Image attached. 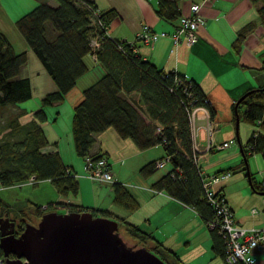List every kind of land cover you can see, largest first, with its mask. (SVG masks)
Wrapping results in <instances>:
<instances>
[{
	"label": "trees",
	"instance_id": "trees-1",
	"mask_svg": "<svg viewBox=\"0 0 264 264\" xmlns=\"http://www.w3.org/2000/svg\"><path fill=\"white\" fill-rule=\"evenodd\" d=\"M55 1V5L40 1L14 22L26 44L56 83L57 89L42 98L41 106L30 122L21 123L20 117L26 112L23 110L7 120L9 131L0 137V185L5 189L15 188L34 177L36 183L51 180L58 193L65 196L80 192L79 174L73 166L64 162L58 150H43L50 144L43 123L48 120L46 108L66 100L78 79L90 70L87 58L94 56L104 68V73L83 90V99L75 105L72 115L75 151L83 158V169L87 157L94 160L103 157L111 169L112 164L104 153L93 152L97 135L110 128L122 139L131 140L140 150L163 145L166 156L143 165L140 174L146 178L153 176L161 168L158 162L167 159L166 163H170L171 168L153 182V188L194 208L210 230L214 252L230 264L226 259V233H222L216 225L217 209L206 193L205 179L211 176L204 172L200 164L190 118L194 107L204 106L209 109L214 121L216 110L211 99L196 80L177 70L159 68L145 58L138 52L136 41L110 36L108 28L118 15L115 9L101 11L93 0ZM180 1L159 0L156 11L162 18L176 24L184 15ZM251 1L257 6L259 20L264 24V0ZM256 26L257 22L252 21L239 31L232 44L237 53ZM136 39L139 41L138 35ZM94 40L99 41L100 45L95 46ZM28 58V51L17 49L0 27V113L8 106H18L32 98L30 78L20 75ZM240 98L232 107L234 121L238 113L240 121L252 125V132L245 143L239 142L240 165L213 175L231 176L232 173L244 172L249 175L252 189L264 195V180L251 170L247 174L252 155L258 153L264 158V85L250 88ZM107 183L112 185L114 203L130 212L140 207V201L114 173L113 181ZM217 196L229 205L221 189L217 190ZM62 203L66 204L69 212L91 211L94 216L116 219L119 221V231L122 226L135 244L147 247L167 264H187L175 250L165 246L153 234L126 218L114 216L107 208ZM54 204L47 203V208H44L42 203L34 202L29 210L41 219L46 212L55 211ZM7 208H10V204L4 205L0 198V214L9 212ZM25 221L26 217L16 220L20 231L24 230ZM211 224H215L214 227ZM2 257L5 255L0 245Z\"/></svg>",
	"mask_w": 264,
	"mask_h": 264
},
{
	"label": "crops",
	"instance_id": "crops-1",
	"mask_svg": "<svg viewBox=\"0 0 264 264\" xmlns=\"http://www.w3.org/2000/svg\"><path fill=\"white\" fill-rule=\"evenodd\" d=\"M40 1L56 3L55 0H28V4L36 6ZM93 1L101 11L115 9L118 12L108 28L110 36L136 41L138 52L145 58L153 61L159 68L177 70L188 78L196 80L211 99L216 110L214 124L218 126V130L214 133V140L216 143L228 141L230 146L222 150L206 151L207 133L204 120L200 119L196 141L201 149L198 154L204 172L212 176L220 170L239 166L241 162L240 145L236 148L230 140L234 129L237 130L232 107L247 90L264 85V24L259 20L257 6L251 0H208L204 2L199 0L198 2H202L201 12L205 22L199 30L197 41L190 44L185 37L178 43L174 42L173 35L176 32L177 23L174 24L159 16L156 11L159 0ZM193 2L195 0L179 2L183 14L191 13ZM0 14L9 18L2 3ZM252 21L257 22V26L247 35L241 51L237 53L232 44L239 31ZM3 22L2 20V30L5 31L6 26ZM8 25L12 28L14 22L9 21ZM145 28L155 33H164V35H160L154 42L137 41L138 33ZM12 32L22 43V48L28 51L29 56L20 75L30 78L32 98L36 96L37 90L40 91L39 98L42 100L48 92L55 91L57 85L44 66L43 68L40 66L43 64L38 63L39 69H34V71L26 70L30 69L31 61L29 60L32 58L30 52L33 50L29 48L18 30H12ZM90 59L96 61L94 56ZM89 71L78 79L77 85L67 94L63 103L46 108L48 120L43 123L50 140V144L43 150L47 152L58 150L64 162L73 166L78 174V170L83 169V158L75 151L72 115L75 105L83 99V90L88 84L94 82L91 76L89 78ZM46 73L50 78H47V86L41 89L37 77L41 74L47 75ZM21 103L18 106H8L1 111V114L5 115L6 111L8 114L6 121L4 120V124L0 126L2 130L0 137L9 131L6 127L8 119L23 110L26 112L21 115L20 121L25 124L34 118L35 111L41 106V103H37L34 107ZM67 105L70 107V114L63 117V110ZM64 120L67 121L66 125L62 122ZM245 125L242 140L240 139L243 143L247 141L253 129L252 125ZM93 152L104 153L108 157L112 164V172L118 180L130 188L140 201V207L131 212L120 207L114 203L113 188L110 183L90 179L83 170H80V194L84 206L107 208L114 216L126 218L137 224L143 230L153 234L165 246L175 250L187 264H227L223 257L214 252L210 230L198 212L166 192L153 188V182L164 173L158 175L156 172L149 178L140 174L139 171L143 165L166 156L163 145L159 144L140 150L131 140L122 139L114 129L110 128L97 135ZM254 155L257 157L261 154L255 153ZM256 161L259 165L256 170L252 169V171L259 179L264 180V161L259 162L258 158ZM34 186H36L35 190L30 192L32 201H41L43 205L54 201L70 202L68 199L65 200V195L58 193L51 180L41 181ZM215 189L222 190L240 225L246 228H264V195L252 189L248 176L244 172L232 173L229 178L216 183ZM55 206L57 207L54 210L59 213L68 212L64 205ZM254 208H258L256 214L252 213ZM253 255L256 264H264V248L254 249Z\"/></svg>",
	"mask_w": 264,
	"mask_h": 264
},
{
	"label": "water",
	"instance_id": "water-1",
	"mask_svg": "<svg viewBox=\"0 0 264 264\" xmlns=\"http://www.w3.org/2000/svg\"><path fill=\"white\" fill-rule=\"evenodd\" d=\"M239 123L236 113L241 142ZM0 245L5 264H167L147 247L130 244L119 231L118 220L91 211L46 212L37 225L26 223L19 235L16 222L6 214L0 217Z\"/></svg>",
	"mask_w": 264,
	"mask_h": 264
},
{
	"label": "built area",
	"instance_id": "built-area-1",
	"mask_svg": "<svg viewBox=\"0 0 264 264\" xmlns=\"http://www.w3.org/2000/svg\"><path fill=\"white\" fill-rule=\"evenodd\" d=\"M208 1V0H202ZM202 2H193L191 4V13L184 14L180 17L176 32L173 35V40L178 43L183 37L187 38L190 44L197 41L199 37V30L205 22V18L201 12ZM160 35L164 33L152 32L149 28H145L138 33V39L145 42H154ZM95 46H99L100 43L97 40L93 41ZM202 114V116H200ZM191 122L193 125L194 135V147L199 153L201 152L196 137L197 132V120H204V127L207 133V146L206 151L212 149H225L230 146V142L225 141L223 143H216L214 140L215 126L214 121L211 118V114L208 108L204 106L194 107L190 113ZM167 159H163L158 162V167L164 166ZM84 170L86 175L99 182H112L113 173L109 167V163L105 158H99L94 160L91 157H87L84 164ZM230 174L213 175L208 179H205V187L208 199L217 209L216 225L219 226L222 233H226V245H227V262L234 264L236 262H243V264H256V259L253 255V251L256 248H264V228H246L240 225L235 217L231 207L225 202L223 198L217 196V190H215V184L219 181L229 178ZM30 183L35 180L34 177L29 179ZM57 206H55L56 208ZM47 208V207H44ZM258 210L254 208L253 214H256ZM215 224H211L214 227ZM6 257L0 258V264H5Z\"/></svg>",
	"mask_w": 264,
	"mask_h": 264
},
{
	"label": "rangeland",
	"instance_id": "rangeland-1",
	"mask_svg": "<svg viewBox=\"0 0 264 264\" xmlns=\"http://www.w3.org/2000/svg\"><path fill=\"white\" fill-rule=\"evenodd\" d=\"M1 3L4 6V8L7 10L8 14H9V16H8L9 18L7 19L0 14V27L1 28L3 27V25L1 24V21L3 20L4 21L3 24L6 26V28H5L6 33L9 35V37L11 38V40L13 41V43L15 44L17 49H21L22 43L15 37L14 33L12 32V30H17V29L15 28V26L11 28L8 25V22L9 21L15 22L21 16H23L24 14L29 12L31 9H33L35 6H29L30 3L28 4V0H0V4ZM6 6H7V8H6ZM30 55L32 56V58L29 60V61H31V64L29 65L30 69H26L28 72H29V70L34 71V69H39L38 63H39V65L42 64L41 61L39 60V58L37 57V55L34 53V51H31ZM90 58H91V56H89V58H88L89 65L91 66L90 71H89V74H90L89 78L91 76L95 81L100 75H103L104 68L101 65H98V63L96 61L91 60ZM40 66L42 67L43 65H40ZM34 73H36V72H34ZM46 76H48V77H46ZM37 78H38V80H37L38 85H40V88L42 89V88H44V86H47V84H48L47 78H50V76L48 74L47 75L41 74V75H38ZM92 83H94V82H92ZM92 83L88 84L86 86V88L88 86H90ZM39 97H40V91L38 92L36 90V96H34L29 101L22 102L21 104L26 103V106L34 107V105H36L37 103L38 104L41 103V100ZM68 113L70 114V107H68V105H67L63 110V117H65L66 114L68 115ZM7 114H8L7 111L5 112V115L0 113V126L2 124H4V122L6 121V119H7L6 115ZM62 122L65 125L67 123L66 120H64ZM199 123H200V119L197 120V132H198L199 127H200ZM245 124H248L250 126V124L245 122V121H240V123H239V130L238 131H239L240 139L242 138V134L244 133L243 126H246ZM214 126H215V131H217L218 126L216 125V123L214 124ZM64 140H66V139L64 138ZM230 140L232 141L233 145L236 148H239V141L237 139V130L234 129L233 137ZM254 157H255V155L251 156L250 162H249V166H250L251 171H252V169L256 170L257 169L256 167H258V165H259V163H256L257 158H258L259 162L264 161V158L262 157V155H257V157H255V158ZM252 158H254V159L251 160ZM169 168H170V164L166 163L165 167H161L158 169L157 174L159 175V174L165 173ZM80 170L81 169L78 170L79 174H80ZM82 170L84 171V169H82ZM29 181L30 180H28L27 183H24L23 185H20L18 187L8 188V189H5L0 185V198L3 201L4 205H5V203L10 204V208H7V209L9 210V213L14 217V219L19 221L21 219V217H26V221H25L26 223L29 222V223H33V224L37 225L40 221V218L36 214H33L31 212V210H29V207L31 204H33L34 202H39V201H35V200L32 201V194L30 193L32 190H35L34 188L36 186H34V185L37 184L36 183L37 181L34 180L31 183ZM41 186H42V184L40 185V187ZM67 199L70 200V202L66 201V203L82 204L83 205V203L81 202L80 192L77 195L69 194L68 197L66 195L65 200H67ZM39 203H41V201ZM53 203H55L54 207L57 204H59L60 207H62V205L67 207L65 203H61V202H57V201L56 202L54 201ZM43 207H47V204H44ZM23 210L24 211L27 210V211L23 212ZM16 220H15V222H16ZM26 223H24V227H25ZM120 232L130 244H135V240L125 232V230L122 226H120Z\"/></svg>",
	"mask_w": 264,
	"mask_h": 264
},
{
	"label": "flooded vegetation",
	"instance_id": "flooded-vegetation-1",
	"mask_svg": "<svg viewBox=\"0 0 264 264\" xmlns=\"http://www.w3.org/2000/svg\"><path fill=\"white\" fill-rule=\"evenodd\" d=\"M6 214H8L9 216H10V219L11 220H16V219H14V217L8 212L7 213V211H4V212H2L1 214H0V217H4ZM17 226H18V223H16V235H19L22 231H20L18 228H17ZM10 257L11 258H15L16 256L14 255V254H10Z\"/></svg>",
	"mask_w": 264,
	"mask_h": 264
}]
</instances>
